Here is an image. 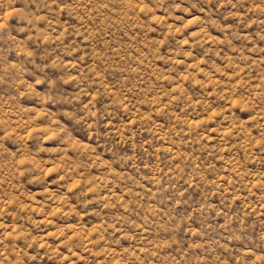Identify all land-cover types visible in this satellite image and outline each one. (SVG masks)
<instances>
[{"label": "clouds", "instance_id": "9594fccd", "mask_svg": "<svg viewBox=\"0 0 264 264\" xmlns=\"http://www.w3.org/2000/svg\"><path fill=\"white\" fill-rule=\"evenodd\" d=\"M49 262L264 264V0H0V264Z\"/></svg>", "mask_w": 264, "mask_h": 264}, {"label": "rangeland", "instance_id": "374dc122", "mask_svg": "<svg viewBox=\"0 0 264 264\" xmlns=\"http://www.w3.org/2000/svg\"><path fill=\"white\" fill-rule=\"evenodd\" d=\"M154 35V34H153ZM122 43H123V45H124V47H125V49H127V47H128V44L129 43H131L129 40H128V38L127 37H124V40L122 41ZM136 52V48H135V45L133 44V46H132V49H131V51H127V55L129 56V57H131L132 55H133V53H135ZM133 66H135V65H133ZM212 136H216L217 135V133H215V132H212V133H210ZM146 135V134H145ZM206 143H208L210 146H213L214 145V141L213 140H208V141H206ZM160 144H163V141H160L156 146H155V148L153 149V150H156V148H159V146H160ZM164 147H168V145L167 144H164ZM217 164H218V166L221 164V162L220 161H217ZM39 198V197H38ZM4 223H6V224H10L11 223V217H8L5 221H4ZM93 225L90 223L89 225H88V227H92ZM43 251V250H42ZM66 251V250H65ZM49 264H50V262H49Z\"/></svg>", "mask_w": 264, "mask_h": 264}]
</instances>
